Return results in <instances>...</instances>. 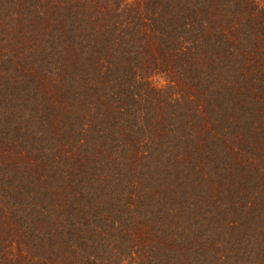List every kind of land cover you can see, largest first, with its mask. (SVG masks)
Listing matches in <instances>:
<instances>
[{"label":"trees","instance_id":"16d2710c","mask_svg":"<svg viewBox=\"0 0 264 264\" xmlns=\"http://www.w3.org/2000/svg\"><path fill=\"white\" fill-rule=\"evenodd\" d=\"M0 264H264V0H0Z\"/></svg>","mask_w":264,"mask_h":264}]
</instances>
